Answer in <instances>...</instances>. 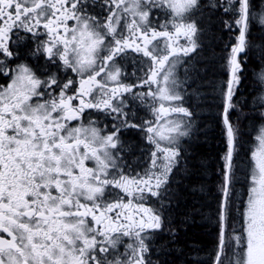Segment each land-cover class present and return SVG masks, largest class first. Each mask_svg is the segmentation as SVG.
Segmentation results:
<instances>
[{"label":"snow or ice","instance_id":"1","mask_svg":"<svg viewBox=\"0 0 264 264\" xmlns=\"http://www.w3.org/2000/svg\"><path fill=\"white\" fill-rule=\"evenodd\" d=\"M0 264H264V0H0Z\"/></svg>","mask_w":264,"mask_h":264},{"label":"trees","instance_id":"2","mask_svg":"<svg viewBox=\"0 0 264 264\" xmlns=\"http://www.w3.org/2000/svg\"><path fill=\"white\" fill-rule=\"evenodd\" d=\"M207 147V146H206Z\"/></svg>","mask_w":264,"mask_h":264}]
</instances>
